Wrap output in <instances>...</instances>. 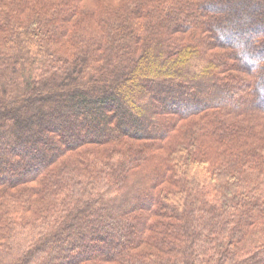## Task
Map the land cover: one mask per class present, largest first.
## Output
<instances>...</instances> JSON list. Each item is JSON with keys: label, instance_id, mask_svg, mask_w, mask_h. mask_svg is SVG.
<instances>
[{"label": "trees", "instance_id": "16d2710c", "mask_svg": "<svg viewBox=\"0 0 264 264\" xmlns=\"http://www.w3.org/2000/svg\"><path fill=\"white\" fill-rule=\"evenodd\" d=\"M0 264H264V0H0Z\"/></svg>", "mask_w": 264, "mask_h": 264}]
</instances>
